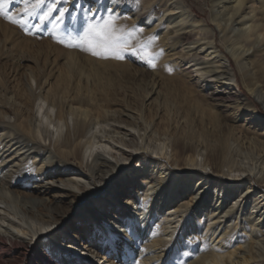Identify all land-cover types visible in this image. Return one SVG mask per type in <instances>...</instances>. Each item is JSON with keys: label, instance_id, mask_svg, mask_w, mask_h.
<instances>
[{"label": "bare ground", "instance_id": "1", "mask_svg": "<svg viewBox=\"0 0 264 264\" xmlns=\"http://www.w3.org/2000/svg\"><path fill=\"white\" fill-rule=\"evenodd\" d=\"M45 1L58 4L60 11L67 9L66 14L74 0ZM195 1L210 5L209 23L189 9L185 0H139V7L135 4V8H116L110 1L107 12L119 18L118 36H130V29H123L121 16L131 20L127 27L141 31L138 49H142L147 64L148 59L155 64L148 81L143 73L126 69L121 63L106 67L68 50L59 52L58 57L64 60L59 69L47 59L42 64L37 62L29 77L21 78L14 96L3 85L0 87V98L14 105L16 119L12 124L8 121L12 110L3 108L6 103L0 102V264H93L90 260L95 264H115L87 244L81 246L90 255L89 260L76 257L69 237L76 239L77 229L71 227L66 216L58 218V205L44 200L55 190L60 193L55 198H68L70 208L86 202L92 205L90 214L85 208L77 211L81 220L98 227L104 238H96L100 247L111 245L113 233L122 237L124 249L131 251L129 245L142 233L149 242L145 252L159 245L160 253L166 256L172 248L162 241V236L174 235V240L182 245L184 233L197 230L201 234L198 224L191 222L188 229L185 227L192 213L194 217L204 216L207 222L223 223L219 231L217 226L208 228L212 244L220 239L218 244L224 246V230H229L227 223L234 221H241L240 230L248 238L243 241V252H237L232 244L227 254L201 241L195 255L199 257L191 264L264 261V143L251 132L236 133L224 121L225 110H232L230 122L238 119L239 105H221L216 98L201 95L204 82L208 81L229 90V98L237 100L232 92L237 78L231 74L232 65L223 52L226 50L240 74L250 80L246 88L253 100L246 97L237 102L252 110L256 101L264 109V9L256 8L254 0ZM90 15L89 22L97 23L99 12ZM126 51L119 50L120 56ZM28 81L35 84V91ZM95 132L100 136H95ZM115 136L120 137L114 139ZM99 147L115 149L118 160L114 154L107 155L127 170L125 180L119 179L116 165ZM129 161L139 164V168L126 166ZM83 169L88 176L81 175ZM55 176L62 188L51 186ZM245 176L251 178L244 179ZM18 181L32 183L36 189L31 193L19 191ZM126 184L132 190L127 200L131 204L135 186L144 189L150 185L153 204L168 207L170 214H180L183 223L179 229L169 232L164 227L152 233V219L170 223L168 217L163 218L155 210L125 215L122 223L114 216L108 219L106 213L111 205L98 209L97 186H107V193L117 198ZM255 184L261 187L260 191ZM90 186L95 192L89 190ZM203 186H213L216 195L205 192ZM228 198H233V204L227 202ZM116 214L121 216V208H116ZM134 216L142 217V226L132 220ZM59 230L63 236H58ZM42 244L45 249H41ZM138 255L134 264H169L162 257L154 261L155 256L144 255V250Z\"/></svg>", "mask_w": 264, "mask_h": 264}, {"label": "rangeland", "instance_id": "2", "mask_svg": "<svg viewBox=\"0 0 264 264\" xmlns=\"http://www.w3.org/2000/svg\"><path fill=\"white\" fill-rule=\"evenodd\" d=\"M55 1V0H54ZM110 1H114L115 5L114 7L118 8L120 5L123 6H130L131 8H135L136 0H74L73 1V7L68 10V12L64 15L63 20L60 22H57L55 18L59 15L60 9L58 4H46V1L44 0V3L40 5L39 8L35 9V15L33 16H26L24 15V0H10V2L7 3L6 10L8 12V15L14 16L21 20L23 22V26H18L15 24L10 23L7 19L4 18L2 14H0V87L3 85V88H5L11 95L14 96V94L17 91V85L21 78H27L29 77V73L33 72V69L36 68V63L42 64V61L47 59L49 62H53L57 65V68L59 69L60 65L63 64L64 60L61 59L59 56V52L61 51H68L72 50L78 57L81 59H88L93 58L96 64H99L98 62L103 63L106 67L110 66H116V63L123 64L122 66L126 67V69H131V71L137 70L140 73H143L144 79L148 81L150 77L153 75V69L148 66L146 63V60L143 58L142 49H138V45L140 44L139 41V33L141 34V31H136V28L132 27L129 28L127 26L131 25V20L127 18V16H121V18L124 20L125 26L124 30L130 29V36H126L124 40L127 43L128 50L123 53L120 59H114L113 56L108 55L107 57L100 55V56H94L91 54L90 51L84 50L86 49L85 45L82 44L80 48L76 49L74 47L67 46L69 44H73L76 42H80V38L83 35L84 29L87 27L88 24H101L104 22V20L108 19L109 17H115V25L117 26L119 23V18L115 15H108L107 8L110 6ZM186 6L189 9L194 10L201 18L208 21L209 23V17L211 14V8L210 5H207L208 2H206V5H204L201 1H195V0H185ZM37 3V0H30L29 7L31 5H34ZM254 4L256 8L264 9V0H254ZM52 6L53 11L51 13V16L49 17L48 21L41 23L40 21V15L47 11L48 8ZM57 6V7H56ZM98 11L99 12V19L97 23H91L89 20H91L92 16L91 13H94ZM74 13H77L74 15ZM74 15V16H72ZM90 15V16H89ZM73 17V18H71ZM89 19V20H88ZM121 21V20H120ZM155 26H162V23H155ZM63 41V42H60ZM71 48V49H70ZM76 49V50H75ZM221 49L223 50V46H221ZM81 50L82 53L81 54ZM144 51V50H143ZM224 55L227 57V63L232 65L230 67L231 74L236 76L237 83L236 88L232 91L235 93L234 97L237 98L238 101H242L246 97H249V99H252L248 95V91L246 88V85H249V81L247 80L242 74H240V71L237 69V66L233 63L231 58L227 55V51L223 50ZM26 57V58H22ZM15 58L19 59H25L21 61H16ZM252 58V57H251ZM252 61H257V58H252ZM119 67V66H117ZM63 69V66H62ZM193 70V69H191ZM193 78H196V75L193 73ZM33 91H35V84L32 81H28ZM205 83V89L203 94L205 97L208 98H216L219 103L222 104H231L236 103L239 105V108L241 112L239 113V117L236 121L230 122L232 120V110L222 112L224 116V121L232 125L236 131V133L240 134H247L251 132V134H254L256 137L259 138V140H262L264 143V109L260 106L259 103L254 101L253 105L254 110L247 109L246 106H242L241 102H237L234 98H229L230 92L229 90H224V88H217V86L213 85L211 82H204ZM203 83V84H204ZM220 85L219 87H221ZM178 89H181V87H178ZM229 92V93H228ZM231 92V93H232ZM23 99H18L19 101H22ZM253 100V99H252ZM4 100H1L2 102ZM5 102V101H4ZM6 103V102H5ZM39 104L38 102H36ZM34 105V110L37 109V104ZM233 103V104H234ZM243 103V102H242ZM3 108L12 110L14 105L12 104H2ZM234 107V106H233ZM233 109V108H232ZM223 110V108H221ZM224 111V110H223ZM13 112V110H12ZM7 118L8 121L12 124L16 119L14 118L15 114L14 112ZM257 113V116H255ZM261 116V117H260ZM95 131V130H94ZM93 131V132H94ZM98 132V131H97ZM93 133L95 136H100L99 133ZM116 137L120 136H115ZM43 145V142H41ZM46 147H48V142L44 143ZM111 146L115 147V144L113 142H110ZM107 148V149H106ZM99 150L104 153V156L110 160L113 164L116 165V161L114 158H112L110 155H115L116 159L118 160L119 155L115 153V149H111L110 147H99ZM129 151V149H126ZM69 164H73V161H69ZM126 166H129L130 168H139V164L135 165V162L129 161L126 163ZM77 167L79 168L80 165L78 164ZM124 169V170H123ZM117 175L119 179L125 180V177L127 176V170L125 168L120 167V165H116ZM81 175L84 177L88 176L89 173L83 169ZM69 174V173H67ZM74 178L75 176H71ZM251 177L245 176L244 179H248ZM57 178L56 176L52 178L53 183H50L51 186L54 187H60L63 186L59 185L60 183L56 182ZM168 185H171L170 177L168 178ZM47 180H44L43 183H46ZM18 189L19 191H22L24 193H31L32 190H35L36 187L32 185V183H23L22 181H18ZM140 185V184H137ZM107 187V186H106ZM106 187H99V191L95 200H98V203L96 206H104V204L111 205L109 207L108 213H106V216L108 219H113L112 217H116L119 219V223H122V218L125 220V215H139L142 212H151L153 210L157 211V213H160L159 215L163 218H167L170 220V223H167L166 221L161 224L159 221L157 222L156 219H152V233L156 234L160 230H163L164 227L169 232H173L175 229H179V226L183 223V219L181 217H178V214L171 213L167 210L168 207H158L157 205L153 204V198L150 199L151 193H154L153 190H150L151 186L148 185L144 189H141L139 186H135V192H132V204L131 202H127V200L130 198V191H132L129 188V185L126 184V187L122 189L121 193H118V197L114 198V195L108 194V190ZM201 187V185H200ZM204 187V186H203ZM91 192H95V188L93 186L88 187ZM87 188V189H88ZM255 188L260 191L261 187L258 184H255ZM130 190V191H129ZM149 190V191H148ZM159 190V189H158ZM204 191L208 193H212L213 195H216V192L211 187H204ZM76 194H80L79 191L75 190ZM59 192L53 191L50 193L47 197L44 198L47 203H49L51 200V203H54L58 205V207L61 210V214H59L58 218L62 219L64 216H66V219H68L71 227H74V229H77L74 232V236L76 239H73L69 237L71 241L74 242L73 248L76 249V257H80L82 259H88L90 257L89 254H86L85 251H83L82 246L84 244L90 245L91 248L98 249L102 252L103 256H108V260L113 261L115 264H134L139 259L138 252L140 250H144V255H154L156 261L160 257L163 259H166V261L171 264H191L193 262H196L197 258L195 255L198 253V250L200 248L199 243L201 241H204V243L208 246H210L213 250H216L218 252H222L224 254H227L229 251L232 250L231 245H234V249L238 250L237 252H243V241L247 240L248 237H243V233L240 230L241 221L237 222L234 221L233 223H227V225H230L229 230H224L225 237L223 239L224 246L221 247V244H218V239L215 241L214 244L211 243V239L207 236V230L210 227H216L218 231L221 229V225H219V222L217 221H211L207 222L204 216H199L197 214L196 217L193 216L191 213V219L187 221V225L185 226L186 229H188V226H190L191 222L195 224H198L200 226V229L202 230L201 234L197 230H192L190 234L184 233L185 235L181 239V241H184L182 245H179L180 241L174 240V235H171L170 237H163L162 241L165 243H168L170 248V252L166 256L161 252V246L159 245L153 247V249L146 251L147 249L146 245L149 243L148 239H145L146 234H142L141 236H138L134 243H131L129 245L128 249L131 251L125 250L123 246V239L122 237H117V235H113L112 233V243L111 245L100 247V244L98 243L97 239H101L100 233L98 232V227L93 225L92 223H89L87 220L82 219V216L80 214V211L78 212L77 209L82 210L85 208L88 211V214H90V203H84L83 205H80V207L75 208L71 207L68 204V198H60L56 199L55 196L59 195ZM136 194V198L133 197V195ZM220 196V195H219ZM233 198H228L227 202L232 203ZM142 201V203H139V201ZM61 201V202H60ZM138 201V203H137ZM60 202V203H58ZM184 202V201H183ZM186 202V201H185ZM111 203V204H110ZM178 203V202H177ZM182 203V202H181ZM179 203L178 205H180ZM231 204V205H232ZM116 208H121L122 214L120 217L116 214ZM190 208V206H189ZM251 207H248L250 209ZM175 210V209H174ZM187 211V210H186ZM169 212V213H168ZM199 213V212H198ZM170 214V215H169ZM256 215V213H254ZM169 215V216H167ZM135 218H132L133 221H138V225L142 226L141 224V216ZM240 219H243V216H241L240 213ZM172 223V224H171ZM189 223V224H188ZM54 228V227H53ZM56 228V227H55ZM54 228V229H55ZM65 229V228H63ZM116 231H120L118 228H114ZM63 231V230H62ZM66 231V230H64ZM71 231V230H70ZM113 232V231H112ZM60 230L58 231V236H63ZM97 238V239H96ZM107 239V237H105ZM96 239V240H95ZM104 239V238H102ZM231 240V244L229 245L228 241ZM148 242V243H147ZM188 243V244H186ZM109 244V242H108ZM133 244V247H132ZM71 245V247H72ZM45 245H41V249H45ZM242 247V248H239ZM62 251V250H60ZM179 252V254H177ZM239 255V254H238ZM177 258V259H176ZM225 258V256H224ZM179 259V260H178ZM183 259V261H181ZM186 262V263H185ZM25 262L23 261L22 264ZM90 263L95 264V261L90 260ZM103 261H98V264H102ZM261 264H264V261L260 262ZM105 264V263H104ZM139 264H143L140 262Z\"/></svg>", "mask_w": 264, "mask_h": 264}, {"label": "snow or ice", "instance_id": "3", "mask_svg": "<svg viewBox=\"0 0 264 264\" xmlns=\"http://www.w3.org/2000/svg\"><path fill=\"white\" fill-rule=\"evenodd\" d=\"M10 0H0V14L4 16L10 23L23 26V22L18 18L8 15L6 10L7 3ZM44 3V0H37V3L34 5L30 4V0H24L25 8H24V15L26 16H33L35 15V9L39 8L41 4ZM136 5L139 7V0H136ZM53 11V7L50 6L47 11L43 12L40 15L41 23L48 21L51 13ZM67 9H63L59 12V15L55 18L57 22L63 20L64 14ZM115 17H109L108 19L104 20L101 24H88L87 27L84 29L83 35L80 38L79 43L69 44L67 46H81L82 44H87V48L84 50H88L94 56L104 55L107 57L108 55H113L114 58L120 59L119 50H128V46L124 37L122 35H117V26L115 25ZM63 42V41H60ZM143 47V46H142ZM114 49H119L114 51ZM148 66L155 67V64L152 62L151 59H148Z\"/></svg>", "mask_w": 264, "mask_h": 264}]
</instances>
